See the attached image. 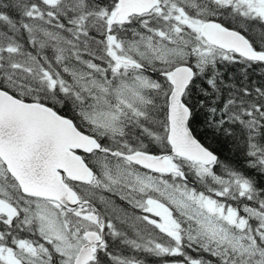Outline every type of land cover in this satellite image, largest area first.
Segmentation results:
<instances>
[{
  "label": "snow or ice",
  "instance_id": "snow-or-ice-1",
  "mask_svg": "<svg viewBox=\"0 0 264 264\" xmlns=\"http://www.w3.org/2000/svg\"><path fill=\"white\" fill-rule=\"evenodd\" d=\"M0 264H264V0H0Z\"/></svg>",
  "mask_w": 264,
  "mask_h": 264
},
{
  "label": "trees",
  "instance_id": "trees-1",
  "mask_svg": "<svg viewBox=\"0 0 264 264\" xmlns=\"http://www.w3.org/2000/svg\"><path fill=\"white\" fill-rule=\"evenodd\" d=\"M210 136V134H209ZM209 143H212L213 147H218L217 144H215L211 139H209L208 141ZM221 155L223 158H229V159H234L233 157H231L228 152H227V148H225L222 152H221ZM237 163H239V161H236Z\"/></svg>",
  "mask_w": 264,
  "mask_h": 264
}]
</instances>
